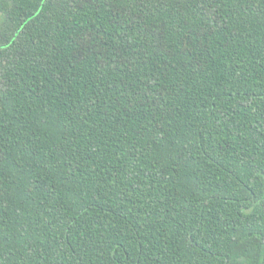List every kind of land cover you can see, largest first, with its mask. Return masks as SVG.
<instances>
[{"label":"trees","instance_id":"trees-1","mask_svg":"<svg viewBox=\"0 0 264 264\" xmlns=\"http://www.w3.org/2000/svg\"><path fill=\"white\" fill-rule=\"evenodd\" d=\"M0 264H264V0H0Z\"/></svg>","mask_w":264,"mask_h":264}]
</instances>
